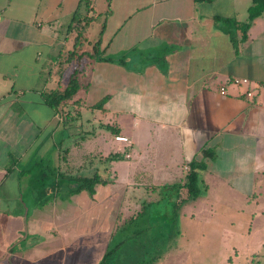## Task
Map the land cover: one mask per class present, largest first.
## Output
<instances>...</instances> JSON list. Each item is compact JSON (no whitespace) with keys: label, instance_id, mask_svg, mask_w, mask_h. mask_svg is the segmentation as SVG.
<instances>
[{"label":"crops","instance_id":"crops-1","mask_svg":"<svg viewBox=\"0 0 264 264\" xmlns=\"http://www.w3.org/2000/svg\"><path fill=\"white\" fill-rule=\"evenodd\" d=\"M78 2L0 0V264H98L114 230V225L85 223L88 208L72 209L79 193L50 196L40 207L36 199L29 203L31 194L24 188L30 174L22 170L38 152L59 157L55 143L47 142L50 133L42 131L64 127L62 116L44 102L43 94L63 87L75 66L51 59L70 48L66 31ZM250 3L90 0L88 15L102 21L93 42L87 36L92 20L87 25L89 45L99 40L101 56H123V63L81 59L76 115L93 109L100 125L109 124L103 118L111 121L118 130L113 139L123 135L130 140L114 139L121 145L117 151L126 148L128 158L140 144L128 169L141 185L182 184L187 163L201 158L202 148H211L214 157L204 159L201 178L204 199L235 220L243 257H262L264 12L244 40L241 28L230 24L237 50L224 25L214 19L243 23ZM235 77L249 84L228 83ZM102 99V109L93 108ZM95 194L89 196L92 202Z\"/></svg>","mask_w":264,"mask_h":264},{"label":"rangeland","instance_id":"rangeland-1","mask_svg":"<svg viewBox=\"0 0 264 264\" xmlns=\"http://www.w3.org/2000/svg\"><path fill=\"white\" fill-rule=\"evenodd\" d=\"M101 21L94 18L88 25L87 36L91 42L96 40ZM65 28L66 26L63 32L66 31ZM70 45L71 42H68L67 48ZM74 65L71 64L69 68ZM69 73L70 71L67 75ZM65 79L66 82L67 76ZM78 106L79 104L75 102L73 104L69 102L60 108L61 116L66 113H69L67 117L73 115L71 117L73 119L70 118L65 127L42 131V135L48 133L51 135L47 142L51 139L53 143H59V147L68 149V154L60 152L56 160L51 152L44 154L38 152L34 160H42L33 169L28 181L36 182L39 174L44 172L46 181L51 183L54 166L76 175L98 172L110 179L109 184L97 185L94 202L86 191L80 192L73 201L74 210L77 205L80 208L82 204L88 208L85 213L86 224L88 222L102 227H111L133 216L140 210L144 198L150 201L148 215L131 229L141 232L120 247L114 258L115 263L264 264V256L243 257L235 220L223 214L221 208L215 210L206 203L204 188L196 199L181 201L180 198L184 195L182 189L181 195L177 198L175 190L168 191L163 185L135 183L138 180H133L128 168L136 161L140 144H135L129 150L128 158L126 148L117 151L119 144L115 143L114 134L101 127L97 121L99 117L97 110L81 109L78 116L75 114ZM102 120L111 125L107 118ZM116 153L120 154L118 159H106L109 154ZM61 156L63 158H60ZM64 157L69 158V167H66ZM200 178H203L202 172ZM61 183L66 185V176L62 178ZM24 188L28 190L29 186L24 185ZM37 198L42 199L43 195H36L33 192L28 201L32 203L33 199ZM232 221L234 222L231 223ZM142 223L146 225L145 229L142 228ZM101 258L102 254L97 257V261Z\"/></svg>","mask_w":264,"mask_h":264},{"label":"trees","instance_id":"trees-1","mask_svg":"<svg viewBox=\"0 0 264 264\" xmlns=\"http://www.w3.org/2000/svg\"><path fill=\"white\" fill-rule=\"evenodd\" d=\"M90 0H79L76 9L73 11L70 22L67 26V35H69L68 39L71 41V46L66 51L60 50L56 56H53L52 61H57L58 64L62 66L75 64L72 68L68 81L63 87H57L49 90L43 94L44 102L50 106L54 112H58L62 106L70 103H77L79 106L81 105L80 98L75 99L78 91L81 89V84L78 81V75L80 73V61L83 57H89L93 59H100L105 61H118L123 63V56L118 58H113L110 56H101V51L99 50V40L95 41L91 46L89 45L85 31L87 25L92 20V16H89L88 13L90 11ZM107 10L104 13L107 14ZM264 12V0H251L250 5L247 8V18L243 23L237 24V21L230 17H221L215 16V20L219 21L226 32L230 35V40L234 44L235 50H237V39L233 36L232 31L230 30V24L238 25L242 31V37L240 40L246 39V31L248 27L252 24L254 19L260 16ZM104 24L101 25L100 34L103 30ZM89 45V46H88ZM65 65V66H66ZM105 99H102L98 103L94 104L93 108L102 109ZM77 114V112H75ZM69 113L62 115V124L65 127V124L73 117ZM73 119V118H71ZM101 127L106 128L111 131L112 134L118 133V130L109 124H101ZM58 147V150L64 155L68 154V149H62L59 143L55 144ZM59 152V153H60ZM201 158H193L190 160L188 164V169L185 173L184 182L182 184H170L165 185L164 188L169 191L175 190L177 193V198L181 195L180 191L183 188V197L180 198L183 200H191L196 199L204 188V184L200 178V172L206 169L205 158H213L214 152L211 148L204 147L200 151ZM120 157L119 153L109 154L106 159H118ZM60 158H63L61 156ZM42 159L36 161L33 160L28 168L22 170L24 173H29L31 176V172L33 169L40 163ZM64 160L66 158L64 157ZM69 167V166H68ZM66 176L67 183L62 184L61 180ZM111 183V180L101 175L98 172H94L89 175H76L69 173L68 171H62L58 169V166L53 167V180L51 183L46 181V175L44 172H41L36 180V182H32L29 184V194H42V199H36V204L42 207L44 204L50 201L51 196H55L57 194H61L63 198H69L72 195L78 194L82 191H86L90 197L96 193L97 185H106ZM36 186V187H34ZM36 189V190H35ZM180 201V202H181ZM177 206V205H176ZM151 207V202L147 200H143L141 203V208L138 212H136L133 216L123 220L120 223L114 224V230L110 237V242L98 264H118L114 262L115 255L120 247L128 240L133 239L137 234L141 232V230H131L132 227L138 222L141 221L148 215L149 208ZM146 225L142 223V228L145 229ZM134 264H144L140 262H136Z\"/></svg>","mask_w":264,"mask_h":264},{"label":"built area","instance_id":"built-area-1","mask_svg":"<svg viewBox=\"0 0 264 264\" xmlns=\"http://www.w3.org/2000/svg\"><path fill=\"white\" fill-rule=\"evenodd\" d=\"M228 83H231L233 85L249 84V80L246 79V78H237V77H235V78L229 79L228 80ZM219 92L221 94L226 93V87H225V85H222L219 88ZM247 94L248 95H251V91H247ZM114 139L116 141H119V142H123V143H126V144H130V140L128 139V137L123 136V135H115L114 136ZM126 156H129V154H126Z\"/></svg>","mask_w":264,"mask_h":264}]
</instances>
